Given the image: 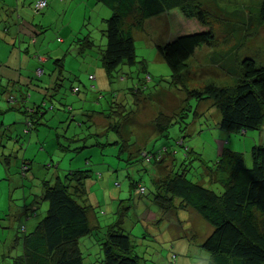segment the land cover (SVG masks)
Wrapping results in <instances>:
<instances>
[{"label": "rangeland", "instance_id": "1", "mask_svg": "<svg viewBox=\"0 0 264 264\" xmlns=\"http://www.w3.org/2000/svg\"><path fill=\"white\" fill-rule=\"evenodd\" d=\"M35 1L3 0L6 8L15 10L12 19L17 14L21 18L16 21L20 22L14 45L3 39V24H0V76L7 58L12 60L13 56L16 57L17 47L21 43L35 55H40L36 57L37 60L47 57V61L42 63L44 74L41 79L33 78L25 100L36 105L45 99L49 102L47 105L51 104L53 108L47 109L46 106L40 124L29 135L21 134L22 140L25 137L26 140H21L23 146L17 158L25 153V157L33 160L28 175L21 177L16 172L17 160L14 158L11 159L10 168L13 172L10 174L5 175L0 163V249L5 237L9 240L10 231L23 225L26 230L24 233L33 232L43 217L46 202L39 198L33 215L26 218L20 214L25 201L29 203L33 195L41 194L42 181H55V174L63 180L66 171L81 166L91 170L85 180L86 205L90 206V211L97 214L101 210L106 215L98 218L100 224L113 218L118 202L124 200L121 206L124 209L125 200H129L122 224L124 229L130 231L133 250L144 264H209V253L199 245L209 234L210 225L191 209L168 211L162 216L163 211L148 188L151 185L150 173L154 168L139 161L135 165L128 164L127 155L129 150L134 153L136 148L144 147L149 151L160 145L171 147V150L176 151L175 167H179L184 157H187V177L216 191L220 187L209 183L202 161L211 166L217 153L228 148L241 152L246 163H249L250 148L254 143L264 141V129L250 130L243 135L222 132L217 126L219 112L213 101L197 100L188 94L187 89H201L207 84H233L231 73L225 69L235 72L239 62L246 57L264 65V23L256 20L262 0H191L202 12L201 19L195 16L185 18L180 11L173 10L145 20L141 30H132L136 63L131 66L120 65L110 77L99 60V51L105 45L104 20L110 15L109 9L93 0H47V7L36 11L31 6ZM3 16L4 9L0 12V21ZM201 28L209 29L214 40L208 46L201 45L195 49L181 70L185 88L180 89L171 83L170 69L159 54L157 45L164 44L177 34L203 30ZM85 34L91 37L94 45L80 50L78 39ZM30 37L37 39L34 45L28 44ZM56 58H62L64 73L59 88L53 96H49L54 91L49 86L47 92L46 84L52 79L51 70ZM142 64L145 71L140 70ZM29 69L33 71V63ZM146 73L150 79L147 78L145 88L141 89L138 83L144 81ZM88 75L94 77L91 83L87 80ZM11 76L16 81L18 72H13ZM90 84H93L94 89L89 88ZM70 86H78L79 92H71ZM13 89L16 91L12 93L15 96L18 94L17 88ZM1 90L0 119L10 113ZM69 106L72 108L71 113L66 110ZM117 107L125 116L121 124L123 139L128 140L129 144L134 143V148L131 149L130 145L128 151L120 152V143H110L116 139L117 133L107 129L104 117L97 116L92 120L81 116L93 110H104L103 113L110 115ZM159 113L172 116L166 133L168 138H156L154 134L153 119ZM70 114L80 116L75 117L69 125L67 118ZM18 115L21 117V113ZM77 121L83 125L78 126ZM11 126L14 128L17 123ZM180 128H184L183 132ZM87 132L96 133L100 145H92L94 138H90L87 147L78 152L56 148L57 135L60 143L72 148L81 145L82 141H73L71 136L79 134L82 137ZM106 136H110V139ZM180 138L184 147L174 146V141ZM184 151H187V155ZM167 160L169 158L162 162L163 167ZM98 175L100 178H97ZM130 180L142 182L148 189L146 194L131 196ZM119 209L120 205L117 206ZM122 209L120 212L125 214ZM92 217L90 213L91 223L94 222ZM24 233L18 232L20 235ZM101 238L100 231L80 238L83 264H99L102 255L98 242ZM20 251V247L14 246L10 255L14 256ZM3 260L6 263L8 259L5 257Z\"/></svg>", "mask_w": 264, "mask_h": 264}, {"label": "trees", "instance_id": "2", "mask_svg": "<svg viewBox=\"0 0 264 264\" xmlns=\"http://www.w3.org/2000/svg\"><path fill=\"white\" fill-rule=\"evenodd\" d=\"M0 1V12L4 9V18L0 21V24H3L1 35L4 40H7L10 35H18L20 21L18 23L16 21L21 17L17 14L13 20L14 8L8 9L4 6L3 0ZM93 1L101 3L110 11V15L104 20L105 45L99 51V60L108 77L120 65L131 66L136 63L132 30H141L145 20L173 10L180 11L185 18L195 16L201 19L202 17V12L198 11L191 0ZM35 2L31 4L33 9H35ZM192 4L194 5L193 9ZM43 9L35 10L42 11ZM256 20L259 23H264V0L258 7ZM201 29L204 31L196 30L177 34L164 44L157 45L159 54L170 69L171 83L180 89L184 87L181 70L192 57L195 49L201 45L208 46L214 40L209 29ZM57 41L60 39L57 38ZM77 44L80 50L89 49L94 45L88 34L78 39ZM36 57L38 56L36 55ZM43 62L44 60H38L37 68H41L43 72L37 75L36 68L33 78L41 79L45 72ZM53 64L52 79L46 84V88L51 86L50 89L54 91L49 96H53L59 88L60 79L63 78L64 73L62 58L54 59ZM140 70L145 71L143 64ZM225 71L231 73L234 79L233 84L229 86L207 84L201 89H187L188 94L197 100L210 99L213 101V105L219 112L217 126L222 132L243 135L250 130L263 129L264 65L253 58L246 57L239 62L235 72H231L229 69H225ZM147 78L150 79V76L146 73L144 81L138 83L141 89L145 88ZM87 80L90 83L92 81L89 79V75ZM14 83L17 82L13 79L11 83H6V86L0 82V88L4 87L1 92L3 96L7 95L5 96L8 104L7 110L14 109L21 112L22 134L29 135L31 130L40 124L46 112V106H48L47 109H52L53 105H47L49 102L45 99L40 104L26 105L23 102L28 97V90L21 92L17 89L18 94L13 96L9 88L11 86L12 89L15 88ZM92 86L93 84H90L89 88L94 89ZM50 89L47 88V92ZM70 89L73 93L79 92L78 86H70ZM66 110L71 113L72 108L69 106ZM102 111L104 112V110H93L90 111L91 113L85 112L81 116L92 120L97 116L104 117L107 120V129H112L117 133L116 139L110 143L112 145L120 143V152L128 151L129 146L134 143H127L128 140L125 138L124 140L121 134V124L125 116L121 114L120 107L112 111L115 115L113 113L109 115ZM78 116L68 115V123ZM171 119L170 114L162 113L153 119L156 138L161 136L168 138L166 133ZM11 124H4L0 120V163L4 168L5 175L10 174L13 172L10 168L11 159L14 158L17 160V164L15 163L16 172L21 177H25L31 170L30 166L33 160L25 155L17 158L23 144L19 141L18 133L14 134ZM89 124L88 127H90ZM77 125L82 126L83 123L77 121ZM66 130L68 129L66 128ZM183 130L184 128H180L181 132ZM78 135L73 134L71 140L82 141V144H77L72 148L68 144L60 143L57 135L56 148L78 152L87 147V141L89 144L90 138H94L92 145L95 143L100 145L96 133L87 132L82 137ZM106 137L110 139V136ZM181 139L175 140L174 146L184 147ZM10 142L12 143L11 147L7 145ZM6 146L8 147L6 148ZM132 148H134L133 145ZM175 153L176 151L171 150V147L160 145L149 151L144 147L136 148L134 153L129 150L127 155L128 164L134 163L135 165V162L139 161L145 165H152L154 168L150 173L151 185L148 188L152 190L153 199L163 211L162 216L168 211L191 209L210 225L209 234L199 245L209 253V264H264V144L257 142L251 146L249 163H246L241 152L228 148H223L217 153L211 166H207L206 162L202 161L209 183L217 184L220 187L219 191L187 177V157H184L179 167H175ZM184 153L187 155V151ZM165 158H169L166 163L167 169L162 171L159 166L163 165L162 162ZM90 171V169L79 166V168L66 171L63 180H60L59 175L55 174L53 175L55 181L51 179L42 181L41 194L33 195L29 203L25 201L20 214L26 218L33 215L39 198L46 202L43 217L33 232L24 233L26 230L23 225L10 231L9 240L5 237L4 245L0 249V264H8V261L9 264H83L84 256L79 247V240L81 237L99 231L102 234V238L98 242L102 255L99 264H144L133 250L130 231L124 229L122 224L128 210L126 203L129 200H125L124 209L121 207L124 200L118 202L115 215L111 220L107 219L104 224H100L98 218L105 217V213L100 210L96 214L94 211H90L89 205H86L85 180L90 176ZM97 178H100V175ZM113 184L119 187L118 183L117 185L116 182ZM129 185L131 196L144 195L148 190L142 182L137 180H130ZM119 205L118 211L117 206ZM121 209L125 210V214L120 212ZM90 213L93 220L96 221L93 225L90 222ZM8 228L10 227L8 226ZM20 231L24 234H18ZM14 246L20 247L21 251L12 256L10 252ZM5 257L8 260L3 263Z\"/></svg>", "mask_w": 264, "mask_h": 264}, {"label": "crops", "instance_id": "3", "mask_svg": "<svg viewBox=\"0 0 264 264\" xmlns=\"http://www.w3.org/2000/svg\"><path fill=\"white\" fill-rule=\"evenodd\" d=\"M17 38H18V35H10L9 39H7V41H9L11 44L14 45ZM36 42H37V39L32 38V37L29 38L28 43L30 45H34ZM17 48H16L17 49L16 57L13 56L12 60H10L9 57L7 58V61L5 62V64H6L5 69H2V71H1L2 76H0V82L3 83L5 86H6V83H8V82L11 83L12 82V76L11 75L13 74V72L17 71L18 76H17L16 82L18 84L14 83V85L19 91L22 92L24 90H28L29 86H31L32 83L34 82L33 76L35 73L34 72L35 69L38 67V60L36 58V55L33 52H31V50H29L28 47L22 46V43L20 45H18ZM37 56H40V55H37ZM46 58L47 57L43 56L44 62L47 61ZM31 63L34 64L33 71H31V69H29ZM17 65H18V67L16 68ZM0 68H2V66H0ZM1 89H4V87L1 86ZM9 90L11 91V93H14V91H15L14 89H12V86L9 88ZM15 93H16V91H15ZM5 96H7V95H4V97ZM23 103H25L28 106H31V104L28 103L27 101H25ZM6 105L8 106V104H6ZM9 111H10V113L3 115L0 120H2L4 124L17 123V126L14 127L13 130H14V134L18 133L19 141H21L22 138H20V137L22 134L23 126H22V124H20V122L22 119V115H21V117H19V115H18V113H21V112L18 110H14V109H11ZM25 138L22 141L26 140ZM27 140H29V139H27ZM19 141H18V144H20ZM263 142L264 141L259 142V143H263ZM9 146L10 147L12 146L11 142L9 143ZM23 155H25V153H23ZM159 168H160V170L163 171V169H164V171H165L167 169V166L163 167V165H160ZM94 223H96V221H94L91 224L93 225Z\"/></svg>", "mask_w": 264, "mask_h": 264}, {"label": "built area", "instance_id": "4", "mask_svg": "<svg viewBox=\"0 0 264 264\" xmlns=\"http://www.w3.org/2000/svg\"><path fill=\"white\" fill-rule=\"evenodd\" d=\"M46 6H47L46 0H37L35 2L34 8L36 10H41V9L45 8ZM42 72H43V70L41 68H37L36 69V74L37 75H40ZM89 79L92 80V79H94V77L89 75Z\"/></svg>", "mask_w": 264, "mask_h": 264}, {"label": "bare ground", "instance_id": "5", "mask_svg": "<svg viewBox=\"0 0 264 264\" xmlns=\"http://www.w3.org/2000/svg\"><path fill=\"white\" fill-rule=\"evenodd\" d=\"M35 103V102H34ZM35 106V105H34ZM27 108V107H26ZM170 151V150H169ZM155 157V156H154Z\"/></svg>", "mask_w": 264, "mask_h": 264}]
</instances>
